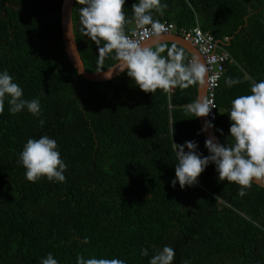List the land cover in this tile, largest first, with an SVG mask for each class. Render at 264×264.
I'll return each instance as SVG.
<instances>
[{"label": "trees", "instance_id": "obj_1", "mask_svg": "<svg viewBox=\"0 0 264 264\" xmlns=\"http://www.w3.org/2000/svg\"><path fill=\"white\" fill-rule=\"evenodd\" d=\"M136 2L125 0L126 18ZM61 3L0 0V72L13 77L25 99L41 104L38 117L26 109L11 114L7 101L0 113V264H40L49 253L58 264H76L77 254L149 264L165 245L175 251L173 264H264L263 188L252 183L240 197V186L219 181L211 163L196 185L172 187L175 143L195 141L209 155L197 117L187 112L197 85L145 93L126 72L98 83L78 76L64 51ZM161 3L167 8L154 12L155 20L198 26L234 60L224 64L211 129L226 144L231 101L264 80V0ZM81 7L75 0L79 56L87 71H104L118 61L113 54L101 60L82 33ZM133 25H126L128 34ZM228 77L241 82L229 87ZM43 135L57 141L65 182L25 178L19 154L28 139Z\"/></svg>", "mask_w": 264, "mask_h": 264}, {"label": "clouds", "instance_id": "obj_2", "mask_svg": "<svg viewBox=\"0 0 264 264\" xmlns=\"http://www.w3.org/2000/svg\"><path fill=\"white\" fill-rule=\"evenodd\" d=\"M77 2L83 5L79 9L81 31L97 45L100 59L113 54L119 70L126 72L145 93H154L157 89L165 92L173 88L183 90L205 83L208 69L199 57H193L186 63L182 47L161 42L166 29L159 20L153 18L154 12L162 14L167 8V4H162L161 0H137L132 5L130 19L124 13L125 0ZM131 23H135L137 29L150 33L154 42L149 45L133 39L135 33L129 35L126 31V25ZM165 52L167 54L162 55ZM240 82L232 77L225 80L229 87ZM5 101L11 114L26 109L33 116L41 115L39 98L25 99L23 89L7 71L0 72V113L4 111ZM213 108H216L214 103L206 96H198L187 105V112L197 118L207 117ZM228 115L231 126L227 143L221 144L215 136H209L205 140L208 156L197 151L195 141H186L183 145L175 143L177 163L173 188L177 181L181 189L196 185L198 177L210 163L215 165L219 181L227 180L240 186V197L247 194L246 189L251 187L253 181L264 182V80L253 81L250 94L233 99ZM39 123L43 126L45 121L40 119ZM213 127L211 121H206L201 131ZM218 131L222 133V130ZM229 138L231 143H228ZM19 162L25 168V178L29 182L34 183L42 177L53 182L62 183L66 180L64 172L67 165L61 158L57 141L47 135L28 139L19 154ZM84 242H88L87 237ZM141 254L148 256L149 253L147 249H142ZM174 257V249L165 245L151 256L149 264H173ZM40 264H58V261L49 253L41 259ZM76 264H125V261L95 256L85 258L77 254ZM184 264L190 262L185 261Z\"/></svg>", "mask_w": 264, "mask_h": 264}, {"label": "built area", "instance_id": "obj_3", "mask_svg": "<svg viewBox=\"0 0 264 264\" xmlns=\"http://www.w3.org/2000/svg\"><path fill=\"white\" fill-rule=\"evenodd\" d=\"M160 23L163 24L166 29L162 36H180L186 43L197 50L203 63H205L208 69L206 75L205 96L213 102L216 107L211 110L206 119L211 122L215 121L218 116L216 94L223 77L224 64H233V58H231L226 51L221 49L218 45V41L211 34L203 32L198 26L191 28H177L172 22L163 21ZM133 32L135 35L132 36V38L140 41L142 44L152 38L147 31L137 29L135 23L129 35H132Z\"/></svg>", "mask_w": 264, "mask_h": 264}, {"label": "water", "instance_id": "obj_4", "mask_svg": "<svg viewBox=\"0 0 264 264\" xmlns=\"http://www.w3.org/2000/svg\"><path fill=\"white\" fill-rule=\"evenodd\" d=\"M75 0H62L61 8H60V30H61V38L64 46L65 54L68 58V61L72 65L73 69L76 71L77 75L82 77L83 79L89 81V82H107L114 78H116L118 75H120L122 72L119 70L118 63H116L114 66L104 70L99 71L95 73H91L87 71L84 68L83 62L81 60V57L79 56L78 49L75 43V36L73 33V24H72V8L73 3ZM153 38L145 42V44H152ZM161 42H167V43H173L180 47H182L190 56L193 57H200L197 50L190 46L188 43H186L182 38L171 35V36H163L161 37ZM144 44V43H143ZM201 62L202 59H201ZM205 89H206V77H205V83L203 85L197 84V97L198 96H205ZM198 125L201 129L203 128L205 122L207 121L206 117H199L197 118ZM203 137L206 139L209 138V136H215L213 131L210 129L208 131H201ZM216 137V136H215ZM217 138V137H216ZM218 140V138H217ZM219 141V140H218ZM253 184L261 187L264 189V182H255L253 181Z\"/></svg>", "mask_w": 264, "mask_h": 264}, {"label": "crops", "instance_id": "obj_5", "mask_svg": "<svg viewBox=\"0 0 264 264\" xmlns=\"http://www.w3.org/2000/svg\"><path fill=\"white\" fill-rule=\"evenodd\" d=\"M175 36H177V35H175ZM178 37H180V36H178ZM180 38H181V37H180ZM166 43H167V42H166ZM167 44L172 45L173 43H167ZM175 45H176V44H175ZM177 46H178V45H177ZM178 47H180V46H178ZM184 51H185V50H184ZM185 52H186V51H185ZM186 53H187V52H186ZM187 54H188V53H187ZM188 55H189V54H188ZM189 57H190V59H191V56H190V55H189ZM188 61H189V60H188ZM117 63H118V62H117ZM122 73H124V72H122ZM122 73H121V74H122ZM121 74H120V75H121ZM120 75H118V76H120ZM118 76H117V77H118ZM117 77H116V78H117ZM114 79H115V78H114ZM112 80H113V79H112ZM110 81H111V80H110ZM107 82H108V81H107Z\"/></svg>", "mask_w": 264, "mask_h": 264}]
</instances>
